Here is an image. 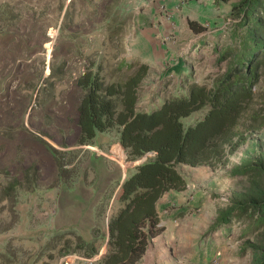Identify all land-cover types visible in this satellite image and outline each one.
Masks as SVG:
<instances>
[{
    "label": "rangeland",
    "instance_id": "1",
    "mask_svg": "<svg viewBox=\"0 0 264 264\" xmlns=\"http://www.w3.org/2000/svg\"><path fill=\"white\" fill-rule=\"evenodd\" d=\"M235 1L0 0V264H95L98 256L83 257L78 240L103 244L101 254L120 184L146 157L130 161L116 130L77 144L74 79L91 63L107 82L131 73L119 66L149 61L142 110L186 96L193 84L210 85L226 70L219 54ZM189 20L204 32L193 33ZM153 26L158 50L156 41L143 47L137 38ZM238 159L216 170L178 166L186 188L159 200L162 232L139 264H250L241 248L252 236L243 226L212 229L216 212L246 185L228 175Z\"/></svg>",
    "mask_w": 264,
    "mask_h": 264
},
{
    "label": "trees",
    "instance_id": "2",
    "mask_svg": "<svg viewBox=\"0 0 264 264\" xmlns=\"http://www.w3.org/2000/svg\"><path fill=\"white\" fill-rule=\"evenodd\" d=\"M230 8L235 22L229 44L219 54L227 62L226 70L210 85H191L186 96L140 109L139 92L150 67L138 61L119 66L131 73L117 80L106 82L100 66L93 63L74 79L81 94L77 144L86 145L97 134L116 130L130 161L146 157L127 171L120 184L119 208L107 221L101 254L103 244L78 240L83 257L98 256L95 264L140 263L151 240L162 232L159 200L186 188L179 165L216 170L235 156L238 162L228 175L245 179L246 185L216 212L212 229L235 222L243 226L242 235L252 239L241 252L251 253L250 264H264V0H236ZM187 24L195 34L205 30L193 21ZM206 41L197 44L204 46ZM205 108L201 119L185 125V119Z\"/></svg>",
    "mask_w": 264,
    "mask_h": 264
},
{
    "label": "crops",
    "instance_id": "3",
    "mask_svg": "<svg viewBox=\"0 0 264 264\" xmlns=\"http://www.w3.org/2000/svg\"><path fill=\"white\" fill-rule=\"evenodd\" d=\"M191 21V20H190ZM160 31V30H159ZM159 31H158V29L155 27V26H153V27H151V28H149V30H146V29H143V30H141V33H139L138 34V36H137V38H139L140 40H141V45L143 46V47H145V46H149L153 41L155 42L156 41V43H157V50H158V48H159V41H158V39H159ZM155 47H154V49L153 50H155L156 49ZM148 55V58L150 57V54H147ZM141 55H139V53H137L136 54V56L135 57H140ZM141 57H143V55L141 56ZM144 63H147V64H149V61H144ZM206 215V214H205ZM205 217V216H204ZM203 221V220H202ZM202 224H203V222H197V226H196V228H199V227H201L202 226ZM218 249V248H217ZM225 251H227V248H223V249H221V252H222V254L223 255H225ZM223 260H224V258H223Z\"/></svg>",
    "mask_w": 264,
    "mask_h": 264
},
{
    "label": "water",
    "instance_id": "4",
    "mask_svg": "<svg viewBox=\"0 0 264 264\" xmlns=\"http://www.w3.org/2000/svg\"><path fill=\"white\" fill-rule=\"evenodd\" d=\"M141 162H142V161H141ZM141 162H140V163H141Z\"/></svg>",
    "mask_w": 264,
    "mask_h": 264
}]
</instances>
